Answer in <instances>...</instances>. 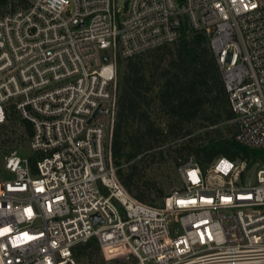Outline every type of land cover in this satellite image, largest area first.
Segmentation results:
<instances>
[{"label": "built area", "instance_id": "obj_1", "mask_svg": "<svg viewBox=\"0 0 264 264\" xmlns=\"http://www.w3.org/2000/svg\"><path fill=\"white\" fill-rule=\"evenodd\" d=\"M27 1L0 15V125L10 106L33 125L0 179V264H79L91 241L138 264H264V163L191 159L152 205L112 152L119 60L191 31L209 37L235 140L264 150V0Z\"/></svg>", "mask_w": 264, "mask_h": 264}, {"label": "trees", "instance_id": "obj_2", "mask_svg": "<svg viewBox=\"0 0 264 264\" xmlns=\"http://www.w3.org/2000/svg\"><path fill=\"white\" fill-rule=\"evenodd\" d=\"M27 4L0 0V15ZM117 90L113 158L122 184L142 202L158 205L155 193L163 197L145 173L155 165L172 161L178 170L193 159L205 169L219 157L264 163V150L235 140L236 125L222 127L235 115L209 37L202 32H185L173 45L119 60ZM32 134V123L10 106L0 125V143L13 145L15 135L30 141Z\"/></svg>", "mask_w": 264, "mask_h": 264}, {"label": "rangeland", "instance_id": "obj_3", "mask_svg": "<svg viewBox=\"0 0 264 264\" xmlns=\"http://www.w3.org/2000/svg\"><path fill=\"white\" fill-rule=\"evenodd\" d=\"M128 1L129 0H119L121 5H125ZM150 52L151 51L146 52L143 55L149 54ZM222 127H235V124L230 121L223 123ZM21 130L22 129L19 130L18 134L21 133ZM14 138L18 139H15L13 145L0 143V179L8 177L9 175L5 169V164L7 158L13 152H17L19 155L23 156L30 154V141L27 139L20 140V136L17 135H15ZM168 148V146L165 147V149ZM168 157H171V155L168 154L167 158ZM169 160H171V158ZM145 173L147 178H151V181L154 183L156 189L163 193V197H161L160 193H158V195L155 193L154 195L155 203L158 205L161 204L167 195L181 187L178 170L172 161H169L163 165H155L153 168H148ZM78 254L79 264H138L134 257L128 255V252L125 250V248L119 247L106 251L101 248V246L96 241L84 243L78 250Z\"/></svg>", "mask_w": 264, "mask_h": 264}, {"label": "water", "instance_id": "obj_4", "mask_svg": "<svg viewBox=\"0 0 264 264\" xmlns=\"http://www.w3.org/2000/svg\"><path fill=\"white\" fill-rule=\"evenodd\" d=\"M182 6L184 7V5H182ZM106 61H107V60H106ZM101 111H102V110H101V109H99V110L97 111V113H98V112H101ZM95 219H96V217H95ZM96 220H97V219H96Z\"/></svg>", "mask_w": 264, "mask_h": 264}]
</instances>
